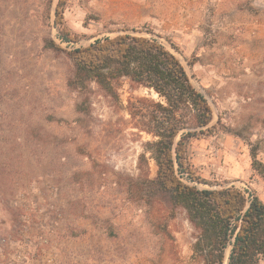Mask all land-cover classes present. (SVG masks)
I'll list each match as a JSON object with an SVG mask.
<instances>
[{
  "label": "rangeland",
  "instance_id": "rangeland-1",
  "mask_svg": "<svg viewBox=\"0 0 264 264\" xmlns=\"http://www.w3.org/2000/svg\"><path fill=\"white\" fill-rule=\"evenodd\" d=\"M58 1L0 0V240L16 226L17 249L41 251L47 237L55 264H202L185 211L140 192L157 175L145 147L156 139L127 107L158 95L127 80L116 100L95 84L73 91L72 63L45 42L69 50L133 34L163 44L213 111L212 134L189 145L193 169L213 185L199 188L264 202L252 158L264 165V0H68L63 26L80 39L71 45L58 39ZM22 194L41 210L27 230Z\"/></svg>",
  "mask_w": 264,
  "mask_h": 264
},
{
  "label": "trees",
  "instance_id": "trees-1",
  "mask_svg": "<svg viewBox=\"0 0 264 264\" xmlns=\"http://www.w3.org/2000/svg\"><path fill=\"white\" fill-rule=\"evenodd\" d=\"M52 5L53 0H47ZM68 0L56 6L58 39L78 44V36L63 26ZM135 32H141L133 29ZM114 32V31H111ZM45 48L65 53L73 71L68 88L85 93L95 84L105 97L119 99L123 80L133 90L154 91L159 101L132 97L127 110L141 133L156 139L146 143L157 166L153 180L140 189L148 199L164 201L172 210L182 209L196 232L193 249L202 264H261L264 260V202L253 193L234 187L201 189L210 185L193 169L189 145L211 135L213 111L206 97L191 83L181 61L155 39L118 34L94 43L65 50L53 40ZM87 99L79 107L85 109ZM253 168L264 177V165L252 153ZM230 248L227 258L226 252Z\"/></svg>",
  "mask_w": 264,
  "mask_h": 264
},
{
  "label": "built area",
  "instance_id": "built-area-1",
  "mask_svg": "<svg viewBox=\"0 0 264 264\" xmlns=\"http://www.w3.org/2000/svg\"><path fill=\"white\" fill-rule=\"evenodd\" d=\"M21 201H23V213L25 216L22 219V222L26 225L25 229L32 225H36L34 223V218L32 215L41 213V210L37 213V206L31 200L30 196L27 194H22ZM31 200V201H30ZM54 206H49V212L51 214H57V211L54 210ZM42 223V221H40ZM19 227H14L11 235L0 240V264H55V255L52 252H46L43 250V247H48L50 245L47 237L41 238V251L35 250L37 246L32 243H25V245L21 249H17V240L16 233ZM54 225L48 226V230L50 234H53L55 231Z\"/></svg>",
  "mask_w": 264,
  "mask_h": 264
},
{
  "label": "water",
  "instance_id": "water-1",
  "mask_svg": "<svg viewBox=\"0 0 264 264\" xmlns=\"http://www.w3.org/2000/svg\"><path fill=\"white\" fill-rule=\"evenodd\" d=\"M228 262V261H227ZM227 262L225 264H227Z\"/></svg>",
  "mask_w": 264,
  "mask_h": 264
}]
</instances>
